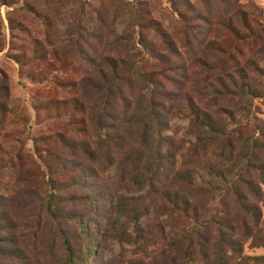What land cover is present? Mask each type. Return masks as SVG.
<instances>
[{
    "label": "rangeland",
    "instance_id": "374dc122",
    "mask_svg": "<svg viewBox=\"0 0 264 264\" xmlns=\"http://www.w3.org/2000/svg\"><path fill=\"white\" fill-rule=\"evenodd\" d=\"M183 1L13 0L10 7H0V38L7 44L0 52V83L7 84V95L2 100L3 112L0 113V142L14 120L18 119L24 125L20 160L8 168L0 166V189L7 192L3 203L14 222L8 234L21 250V260H15L16 264H62L59 215L71 212L76 214L80 224L67 222L66 227L76 225V232L79 227H85L99 234L98 248L88 264H193V261L194 264H238L244 257H264V177L259 174V166L264 165V97L246 103L236 97L214 99L204 95L200 83L205 65L199 60H210L211 57L212 64L218 55L209 50L210 42L224 36L218 37L220 32L213 25L200 24L186 29L187 24H196L199 19L193 16L194 21L187 23L176 14V6L180 10ZM187 1L195 13L204 11L205 5L200 0ZM246 1L256 3L264 13V0H239L240 3ZM128 3H137L150 30L135 25ZM40 14L59 22L58 26L52 22L49 31L52 38H57L69 49L75 44L73 54L83 74H99V66L108 71L106 59L111 58L121 76L109 87L114 97L105 98V102L96 108L102 123L123 139L124 146L115 148L103 143L95 147L87 140L95 160L93 166H99L95 173L97 179L84 177L76 182L68 172L51 177L34 147L35 140L43 135L57 140L62 136L74 143L83 136L67 128L65 116L36 117L31 107L36 93L63 99L67 91L52 83H35L30 74L32 67L21 70L8 56L12 39L24 46L29 39L45 36L43 27L37 29ZM8 17L18 33L9 30ZM156 27L163 33L154 31ZM68 38L72 42L67 45ZM152 54L156 57L154 63ZM253 58L248 52L238 58L245 75L255 76ZM130 65L134 68L131 72L128 70ZM186 94L200 109L216 115L215 118L220 117L225 127L223 136L233 144L230 160L238 166L233 169L228 182L240 177L243 182L237 185L242 194H247V188L253 190L252 201L261 211L259 221L253 223L246 213L236 214L231 209L232 200L223 199V190L215 192L214 179L207 187L214 189L212 194L203 193L204 189L197 195L179 192L174 182L176 172L201 170V166L209 164L214 166L218 162L209 152L214 153L218 143L212 145L214 151L209 148L196 155L194 146L188 144L196 134L193 127L176 121L165 127L163 120L153 118L152 122L146 120L149 123L146 139L156 148L162 147L161 163L151 166L152 181L145 183L144 192L148 217L143 232L135 233L128 222L118 225L121 223L116 222L115 213L108 209L107 192L111 182H115L117 187L111 193L116 198L127 193L125 198L132 204L138 203L134 199L140 196L139 190L132 181L122 179L115 170L110 171V167L145 143L130 131L134 125L130 117L135 108L151 103L166 118V109L178 104ZM228 98H234L238 104L229 102ZM96 100L97 97H91L92 103ZM43 144L45 142L38 146L46 148ZM52 147L55 156L71 159L69 151L58 141ZM242 148L249 151L251 157L239 163L236 153ZM79 159L85 163L82 155ZM50 192L56 198L53 214L47 210ZM172 192L177 195L176 203L171 200ZM190 209L201 216L197 223L186 214V210L193 212ZM225 211L230 221L223 228L225 243L219 249L215 247V224L210 221L212 215ZM66 234L75 237L71 230ZM75 240L77 247L83 246L81 238Z\"/></svg>",
    "mask_w": 264,
    "mask_h": 264
},
{
    "label": "trees",
    "instance_id": "16d2710c",
    "mask_svg": "<svg viewBox=\"0 0 264 264\" xmlns=\"http://www.w3.org/2000/svg\"><path fill=\"white\" fill-rule=\"evenodd\" d=\"M200 2L205 5V9L201 13H195L192 5L187 0H184L179 5L180 10H177L176 6V14H179L181 19L187 23L191 20L194 21L193 18L198 17L199 20L196 21V24H187L186 29L195 27V25L199 26L200 24L205 26L213 25L220 32L218 37L221 34L224 36L218 41L210 42L209 50L211 52L216 51L218 55L212 64L210 63L211 57L210 60H199V62L205 65L200 83V86L205 90L204 95L213 96L214 99L236 97L246 103L264 97L263 10L252 1L240 3L239 0H200ZM12 4L13 0H0V7H10ZM136 4L128 3L130 14L135 20V25L149 29L146 26L142 10ZM42 15H38L40 22L37 25V29L43 27L45 36L29 39L24 46H20L17 41L12 39L7 49L8 56L14 63L20 66L21 70L32 67L30 74L35 83H52L55 87L67 91V96L63 99L46 97L43 94L36 93L31 102V107L36 117L51 119L65 116L68 118L66 121V124H68L67 128L83 136L79 142L74 143L63 139L62 136L57 140L52 136L43 135L35 140L34 147L39 157L43 159L45 169L51 177L68 172L75 178L74 181L76 182L84 177H95L97 179L95 173L99 169V166H93L95 160L91 156L90 145L87 140H90L95 147H100L103 143H105V146L114 145L115 148L124 146L123 139L116 135L115 131L112 132L110 127L102 123L100 113L96 108L105 102V98L109 100L114 97L109 87L117 79H120L121 76L118 75L114 60L111 58L106 59L109 66L108 71L99 66V74H88L87 72L83 74L73 54V46L75 44L69 49L61 45L57 38H52L49 35L52 22L55 21L57 26L59 22L50 19L45 14L41 17ZM8 21L11 33H18L19 31H17L16 26L12 24L9 17ZM153 30L163 33L159 27ZM161 37L165 38V35L161 34ZM66 42L68 45L72 42V39L68 38ZM6 45L5 40L3 41L0 38V52L3 51ZM245 52L250 53V56L251 53L253 54L254 58L252 60L254 62L252 63H254L253 71L255 72V76H251L250 74L245 75L244 71L240 69L238 58L241 54L244 55ZM152 57L154 58V63L156 60L155 54H152ZM210 64L212 67H210ZM133 69L131 65L128 67L130 72ZM210 76L213 79L209 78ZM6 95V82L0 83V107L2 108L0 113L3 112L2 100ZM92 96L97 97V100L93 103L91 101ZM81 97L83 100H80ZM228 101L236 105L238 104L234 98H228ZM165 113L166 118L164 113L158 111L150 103L146 107L135 108L130 117L134 122L133 129L130 130L131 133L135 137L141 138V141L145 143L133 149L131 153L124 155L121 162L110 167V171L115 170L122 179L132 181L139 190L140 193L138 192V194L140 196L134 199L138 203L132 204L125 198L128 196L127 193L121 198H116L111 191L117 187V184L111 182L108 188L109 192H107V202L109 211L111 210V212L115 213L116 222H128L132 225L135 233L139 234V232H143V225L148 217V214H146L148 203L145 198L146 196H144L146 195L144 193L146 189L145 183L147 181L151 183L152 179L150 176L153 174L151 166L154 164L160 165L162 156V147L156 148V145L146 139L148 135L147 130L149 129V123L146 120L152 122L153 118H156L160 121L163 120V126L165 127H168L173 121L182 124L188 123L189 126L193 127L196 130V134L193 139L188 140V144L194 146L196 155H200V151H207L209 148L212 151L215 150L214 153L209 152L218 162L214 166L209 164V166H201V170H181L176 172L177 178L174 182H176L175 185L178 191L197 195L200 193L199 191L204 189L203 193L212 194L214 193V189L207 187L212 185L211 181L215 180V192L219 189L223 190V199L232 200L231 209L236 214L246 213L253 220V223H258L261 211L257 204L252 201V197H255L253 190L247 188V194H242L237 185L239 182H243V178L240 177L235 180L231 179L228 182L232 176L233 169H237L238 166L234 161L230 160L233 156V144L229 142L228 138L223 136L225 127L219 119L220 117L215 118L216 115L200 109L188 94L182 97L178 104L166 109ZM11 124L9 132L1 136L3 139L0 142V166L7 168L8 165H12L16 160H20L19 151L24 140V138H21L24 135V125L18 119L14 120ZM57 141L63 148L69 151L70 160L61 158L58 155L55 156L52 144L57 143ZM42 142H45L43 145L46 148L38 146ZM216 142L218 145L213 150L212 145ZM2 154L6 155L7 158H4ZM78 154L84 157L85 163L80 161ZM250 157L249 151L243 148L237 150L236 158L239 160V163ZM259 169L261 171L259 173L260 177H264V165L259 166ZM94 184H96L95 181ZM7 189L12 191L9 187ZM5 193H7L6 189H0V264H16L15 260H21V250L18 249L15 241L8 234L13 229L12 225L14 222L9 218L5 203H3ZM172 193L170 194L171 200L176 203L178 200L177 195L174 192ZM55 207L56 198L50 192L47 201L48 212L53 214ZM186 212L196 223L202 219L201 216L196 214V211L189 212L186 210ZM202 212L203 214L208 213L206 211ZM218 214L219 216H216ZM59 218L58 232L64 256L61 263L88 264L89 259L95 255V251L98 248L99 234L96 230L89 231L85 227H79L76 232V225H79L80 222H78V217L74 212L62 213L59 215ZM211 218L213 219L210 222L215 224L216 230L215 247L221 249V246L223 247L225 243L223 228L229 225V215L225 211L224 214L216 213ZM67 222H73L76 225L66 227ZM123 223L118 225H122ZM221 224L225 225L221 226ZM115 226L117 227L116 224ZM69 230L73 231L75 237L67 236L66 233ZM76 238L82 239L84 242L82 243L83 246H76ZM47 241H50V239H47ZM18 263L21 264V262ZM192 263L194 264L195 262L193 261ZM238 264H264V257H244L240 259Z\"/></svg>",
    "mask_w": 264,
    "mask_h": 264
}]
</instances>
